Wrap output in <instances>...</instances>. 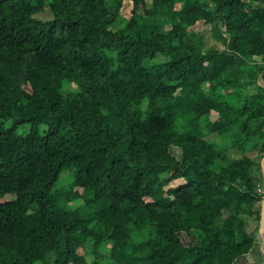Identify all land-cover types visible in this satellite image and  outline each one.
Here are the masks:
<instances>
[{
	"label": "trees",
	"instance_id": "obj_1",
	"mask_svg": "<svg viewBox=\"0 0 264 264\" xmlns=\"http://www.w3.org/2000/svg\"><path fill=\"white\" fill-rule=\"evenodd\" d=\"M124 1L0 0V264H264V0Z\"/></svg>",
	"mask_w": 264,
	"mask_h": 264
},
{
	"label": "rangeland",
	"instance_id": "obj_2",
	"mask_svg": "<svg viewBox=\"0 0 264 264\" xmlns=\"http://www.w3.org/2000/svg\"><path fill=\"white\" fill-rule=\"evenodd\" d=\"M123 5H124V7H128L129 3L125 0L123 2ZM179 6H180L179 4L176 5V7H179ZM128 8H127V10H129ZM43 15L44 14H40L39 17L43 18ZM201 33L204 34L206 46H208V47L216 46L217 48H222L221 44L216 43L212 39L209 38V35H210L209 31L204 30ZM154 61L158 63V62H161L162 59L159 57V58H156ZM258 84L261 85V86H264L263 80L260 77L258 78ZM205 94L206 95H210V93H209V91L207 89H205ZM216 116H217L216 113L212 112L210 114V117H208L209 121H213L216 118ZM202 122L204 124H206L204 122V120H202ZM9 124H10V121H8L6 124H4V127H7ZM28 128H29L28 125H21V126H19L17 128V131L19 133H24V132L28 131ZM205 138L207 140L211 141V142H214V143H216V144L228 149L229 150V154H230V156L232 158H239V157L242 156V152L241 151H239L236 148L232 147L233 143L231 141H225V140H232L231 138L225 139V138L222 137L224 139L223 140L222 138H220L219 135L213 134V133L207 134L205 136ZM254 143H255V141H253V142H251V143H249L247 145L246 153H244V154H247V153L249 154L250 153V155H252L253 157L256 156V154L254 153L255 151L252 150L253 146H254ZM254 173L257 174L256 169L254 170ZM64 176H66V175H64ZM178 183H179V181L172 182V185L175 186ZM256 190H257V193L261 194L262 196L264 195V180L257 184ZM258 205L260 206V209H261V202ZM246 225H247V227H246L247 228V232L251 233V232H253L256 229L257 226L259 228V221L256 222L254 218H248L247 222H246ZM257 243H258V246H259V252H260L261 258H263V262H264V240L259 236V233H258ZM256 262H257V260L255 258L248 257V264H253V263H256ZM238 264H242V262H239ZM244 264H246V262Z\"/></svg>",
	"mask_w": 264,
	"mask_h": 264
},
{
	"label": "water",
	"instance_id": "obj_3",
	"mask_svg": "<svg viewBox=\"0 0 264 264\" xmlns=\"http://www.w3.org/2000/svg\"><path fill=\"white\" fill-rule=\"evenodd\" d=\"M260 166H261V172H262V176L264 180V157L261 160ZM258 233H259V236L264 240V195L261 201Z\"/></svg>",
	"mask_w": 264,
	"mask_h": 264
},
{
	"label": "bare ground",
	"instance_id": "obj_4",
	"mask_svg": "<svg viewBox=\"0 0 264 264\" xmlns=\"http://www.w3.org/2000/svg\"><path fill=\"white\" fill-rule=\"evenodd\" d=\"M262 251V250H261Z\"/></svg>",
	"mask_w": 264,
	"mask_h": 264
}]
</instances>
